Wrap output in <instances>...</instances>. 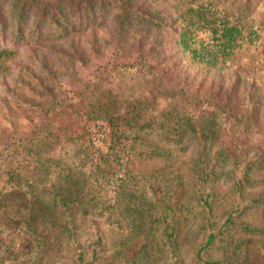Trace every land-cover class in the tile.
Returning <instances> with one entry per match:
<instances>
[{
	"label": "trees",
	"instance_id": "16d2710c",
	"mask_svg": "<svg viewBox=\"0 0 264 264\" xmlns=\"http://www.w3.org/2000/svg\"><path fill=\"white\" fill-rule=\"evenodd\" d=\"M262 2L0 0V39L27 41L38 70L14 80L18 93L8 95L7 109L0 112V144L16 131L32 130L34 120L45 140L44 154L30 150L22 155L9 177L8 190L0 191V209L7 198L2 197L22 192L17 202L24 235L37 243L26 254L41 248L48 239L45 230L38 228L43 214L36 205L34 191L41 177L53 174L56 187L51 186L52 235L60 241L66 236L73 245V264H97L105 242L98 223L110 221L114 214L117 217L112 221L118 228L127 229L130 239L144 241L137 255L126 264L176 263V228L180 224L176 214L180 204L176 208L169 203L161 206L152 186L153 176L136 175L128 168L135 143L141 138L139 131L155 124L161 129L173 127L169 137L173 151L181 150L186 137L196 145L190 174L197 189L189 200L199 207L196 212L201 240L195 247L197 264H213L205 256L219 240L231 246L226 257L228 264H254L248 258L249 243L264 253V227H254L243 217L258 208L264 212V183L256 192L247 191L251 175L264 166L261 144L251 136L254 126L264 134ZM108 44L136 58L129 66H118L117 72L130 74L141 87L136 94H127L120 82L93 85L95 106L90 105L89 113L104 120L110 130L109 145L102 155L95 148L88 122L76 117L80 110L71 104L59 109L49 106L53 97L50 84L57 69L72 74L76 62L91 59ZM241 52L259 67L237 65L231 82L205 79L193 89L195 83L188 82L191 91L206 95L204 106L194 111L174 114L171 102L161 93L160 80L148 81L154 68L170 77L175 69L170 67L172 61L220 70ZM10 53L0 46V58ZM150 56L154 61L147 66L145 61ZM227 139L235 144L229 146ZM155 154L168 160L170 153L163 148ZM106 162L111 163L107 170L102 166ZM221 166L226 167L228 208L216 215V171ZM171 172L165 177L183 185L181 176ZM55 208H59L57 213ZM77 221L87 223L92 234L93 239L85 245L78 243ZM154 223L165 224L161 235L152 234Z\"/></svg>",
	"mask_w": 264,
	"mask_h": 264
},
{
	"label": "rangeland",
	"instance_id": "374dc122",
	"mask_svg": "<svg viewBox=\"0 0 264 264\" xmlns=\"http://www.w3.org/2000/svg\"><path fill=\"white\" fill-rule=\"evenodd\" d=\"M264 3V0L261 4ZM264 45V35L262 37ZM0 46L11 50L10 54L4 55L0 58V112L2 109H7L6 99L9 94L18 93L15 90L16 85L14 80L25 75L28 72L37 73V64L34 63L35 55L32 53V48L27 41H12L9 37L0 39ZM263 57V56H262ZM261 57V58H262ZM257 57V59H259ZM136 60L135 57L128 56L124 52L117 49L113 44L105 45L100 51L91 59L85 62H76L73 67V73L64 72L62 68L57 69V75L50 84L52 88V99L49 106L59 109L61 106L71 104L73 108L80 110L77 118L81 116L84 122H88V130L93 137L95 148L99 150L100 154L105 155L107 146L110 140V130L104 120H98L92 113H89L90 105L95 106L93 85L100 83H107L111 81L120 82L121 87L125 88L127 94L139 91L137 84L130 74L120 71L117 72L118 66H129ZM233 62L225 63L222 69L209 71L203 67H193L182 64H175L173 61L170 65L173 73L170 77H165L162 72L152 69V74L149 83L159 82L161 85L162 95L171 102V108L174 114L181 112L194 111L204 106L206 102V95L199 92L195 93L189 89V83H195L191 88H196V83L207 80H223L231 82L234 79L232 72L235 67L239 65H253L258 68L259 65L251 57H246L244 52L231 58ZM154 57L150 56L145 61L147 66H151ZM261 68V67H260ZM180 74L181 77H180ZM159 75L163 78L160 79ZM195 86V87H194ZM83 113L82 115L80 113ZM34 125V126H33ZM41 129L37 120L32 122V130L28 132L16 131L15 135L5 140L0 144V191L6 192L9 188V177L19 165L21 156L27 154L30 150L35 152H44L45 140L42 139ZM141 138L135 143V149L130 155L128 168L130 172L136 175H150L153 176L152 186L160 199L161 206L164 203H169L176 208L178 205L176 217L180 220L179 228L177 229V247L178 255L175 264H197L195 260V247L201 240V235L198 234L200 219L198 211L199 207L195 206V202L189 198L194 196L196 187L194 186L192 174H190L191 162L196 152V145L193 141L186 137L185 141L180 145V151H173L174 144L170 141L173 127H165L161 129L159 126L152 124L148 128L139 131ZM251 136L256 142L261 144V150L264 152V134L262 130L254 126L251 129ZM170 137V138H169ZM171 142V143H169ZM227 144L233 146L234 140L227 139ZM170 153L168 160L159 157L158 152L162 149ZM178 146L176 145V150ZM44 154V153H43ZM43 154L41 156H43ZM107 170L111 166L110 162L102 165ZM160 169H163L162 171ZM226 167L221 166L217 169L218 181L216 188L218 191L219 202L215 208V214L220 215L221 212L226 211L228 206L227 200L228 182L224 177L226 176ZM170 171L173 175H180L183 185H177V181H172L167 178L166 173ZM52 172V171H51ZM53 174L50 177H41L34 191L37 197L36 205L42 210V218L38 228L45 230L48 239L45 244L38 250L32 249L30 253L25 252L32 246L37 244L35 241L27 238L24 235V225L21 223V208L17 199L22 192L11 196H4L6 198L5 205L0 209V264H73V245L67 242L66 236L64 239L54 240L52 235V219L51 211L54 212L51 206V198L54 194L51 186H54ZM250 186L247 191L256 192L264 183V166L254 171L249 179ZM172 183V184H170ZM56 187V186H54ZM226 197V198H225ZM187 203V204H186ZM59 208H55L57 213ZM176 212V211H175ZM264 212L262 209L248 211L243 221L251 223L254 227H264ZM106 222L101 220L98 226L104 236L105 242L101 251L98 253L99 259L97 264H126L137 255L143 240L141 238L130 239L129 232L125 228H118L112 221ZM61 223H65L60 221ZM58 222V223H60ZM60 223V224H61ZM83 223V222H82ZM164 223H154L152 234L161 235L164 229ZM199 227V228H198ZM25 228V227H24ZM76 228L80 235L78 243L85 245L86 241L92 240V234L88 231V224H79L76 222ZM234 233V231H232ZM78 234V233H77ZM242 235V234H241ZM229 237L226 238L229 241ZM153 242V241H152ZM231 246L224 244L223 240H219L214 244L211 251L206 254V258L213 264H228L226 257L229 255ZM24 252V253H23ZM248 258L254 264H264V253L249 243ZM225 260V261H224Z\"/></svg>",
	"mask_w": 264,
	"mask_h": 264
}]
</instances>
